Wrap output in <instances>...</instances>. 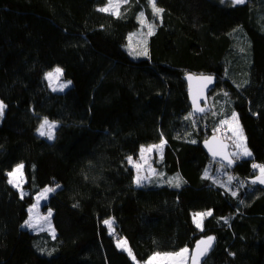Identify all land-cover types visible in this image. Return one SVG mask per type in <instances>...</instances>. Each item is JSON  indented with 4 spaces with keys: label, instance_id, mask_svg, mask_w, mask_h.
Returning a JSON list of instances; mask_svg holds the SVG:
<instances>
[{
    "label": "trees",
    "instance_id": "16d2710c",
    "mask_svg": "<svg viewBox=\"0 0 264 264\" xmlns=\"http://www.w3.org/2000/svg\"><path fill=\"white\" fill-rule=\"evenodd\" d=\"M107 3L0 0V264H135L117 236L139 262L214 236L203 264H264V189L250 183L264 167V0H155L159 15L150 0ZM54 67L64 91L47 84ZM187 73L216 77L199 117ZM233 113L251 155L228 173L202 142ZM162 141L155 173L135 184L129 157ZM19 164L24 196L8 179ZM46 186L54 237L24 227ZM196 212L211 213L201 228Z\"/></svg>",
    "mask_w": 264,
    "mask_h": 264
},
{
    "label": "rangeland",
    "instance_id": "374dc122",
    "mask_svg": "<svg viewBox=\"0 0 264 264\" xmlns=\"http://www.w3.org/2000/svg\"><path fill=\"white\" fill-rule=\"evenodd\" d=\"M123 1L124 0H119V6L122 4ZM116 2H117V0H113V3H116ZM107 7H109V0L107 3V6L105 8H107ZM118 9H113L110 11L116 13V12H118ZM145 21H146V19H145ZM145 21H143V23ZM148 30H150V29L147 28V32H148ZM146 35H147V33H145V34L141 33L138 35H133V37L130 40V48L133 49L134 51H135V49L136 50H144ZM56 68H60V67H54L52 70L48 71L45 74V78H46L47 84L51 90L61 92V91H64L65 89H67L71 85V83H69L68 80H65L63 78L62 74L59 76V78H56V76L54 74L52 79H48L47 74L49 72L55 73ZM62 85H64V87H61ZM45 120H47V119H44L42 121V123L40 124V126L37 130V133L40 136H42L48 140H51L54 137V132H55L57 124L53 121L47 120L49 122V124L54 125V127L49 128L46 125L44 127V129H41V125L44 123ZM237 121H238V119L233 120L232 115H231L229 118H226L225 120H223L219 123L220 128L222 127L225 130V134L222 137V139L227 141L230 155L236 161L238 159H241V158H249L250 157V156L244 155L245 148L249 152V150L246 146V141H245L244 135L242 138H238L237 136L233 135V129L236 127ZM238 124H239V122H238ZM239 127H240V125H239ZM41 130L44 131L46 134L41 135L40 134ZM49 132L51 133V138H49V136L47 134ZM161 143L162 142H159L156 144H151V145H146V146H141L138 153H137V156L134 158H131V160H129V163L131 164V166L133 167L134 172H135V177H134L135 184L141 185V184L146 183L148 181V179L150 178V176H152L155 173V164L154 163L162 155L164 143L162 144V147H156V146L161 145ZM142 149H143V151H142ZM149 149H151V150H149ZM225 169H227V171L224 170L223 172L230 173L228 168L225 167ZM257 170H260V169H257ZM10 173L12 175H9ZM138 177L140 178L139 183H137ZM8 179H9V182L11 183V185L18 190V192L21 196H24L28 193V190L25 187L26 176H25L24 167L22 164L16 165L8 173ZM225 179H223V181H224L223 185H226V183H228V180H225ZM47 189H51V190L46 191ZM52 190H53L52 188L46 186V187L42 188L38 193H36L33 196L32 203L29 205V207L27 209L28 216H27L26 221L24 222V227L33 231V232L45 231L51 237H54L55 236V229L53 227L52 218H51L52 217V210L44 208V203L47 202V199L50 196V194L52 193ZM197 213H207V212H196L192 215V219H193L194 224L197 226V223L199 222L200 225L202 226V219L205 217V215L204 216H197L196 215ZM110 223H111V221H110ZM29 224H31L32 226L29 227L28 226ZM108 225H110V224H108ZM201 226L198 228H201ZM123 242H125L124 239H122L118 236L116 237L117 246H118V244H122ZM119 248L125 250L129 254V248H128L127 244H124L123 247H119ZM185 248L188 249V252L185 255V257L183 258L182 264H188L190 253H191L190 248L184 247L181 249H185ZM181 249H179L178 251H175V252H179V251H181ZM175 252H160V253L164 254V253H175ZM154 254L155 253H153L151 256H153ZM151 256H149V257H151ZM130 257L134 261L135 264H146V262L149 259L148 258L144 262H139V261L135 260L132 253H131ZM156 264H181V258H174L171 260L161 259V260L156 261Z\"/></svg>",
    "mask_w": 264,
    "mask_h": 264
},
{
    "label": "water",
    "instance_id": "95a60500",
    "mask_svg": "<svg viewBox=\"0 0 264 264\" xmlns=\"http://www.w3.org/2000/svg\"><path fill=\"white\" fill-rule=\"evenodd\" d=\"M189 77H192L190 80ZM211 77V83H208L205 78ZM183 80L186 84L187 89V99L190 105V111L192 116L199 117L204 113L209 111L210 109V92L214 89L216 83V77L211 74H195V73H187L183 76ZM195 98V103H194ZM203 109V111H198L197 109ZM202 148L208 157V159L212 162L221 164L228 169H232L235 165V160L231 157L227 141L223 140L221 137L216 134H212L207 137L202 142ZM211 149V150H210ZM217 153L214 155L213 153ZM231 161V163H229ZM261 173H258L254 176L250 183L254 185H259L262 189H264V183H260L257 177H260ZM208 237H213L214 239L211 241L210 246L201 245L200 248L203 250L207 247V251L204 252L203 255H199L197 251V245L200 241H207ZM215 246V237L214 236H205L197 239L193 244L190 250V257L188 264H194L193 257H197L195 264H203L204 260L207 258L208 254L213 250Z\"/></svg>",
    "mask_w": 264,
    "mask_h": 264
},
{
    "label": "snow or ice",
    "instance_id": "6c2138e0",
    "mask_svg": "<svg viewBox=\"0 0 264 264\" xmlns=\"http://www.w3.org/2000/svg\"><path fill=\"white\" fill-rule=\"evenodd\" d=\"M125 2H126V0H125ZM232 2H233L234 4H242V3L245 2V0H232ZM150 3L152 4L153 12H154L156 15H159L160 13L163 12V9L158 8V7L156 6L155 0H150ZM118 8H119V0H117L116 3H113V0H109V7H107V8H102V9H100V10H101V11H110V10L118 9ZM142 15H143V14H141V16H142ZM149 27H150V29H151V26H149ZM151 34H152V32H151V30H150V31H149V35H151ZM138 54L147 55V51L145 50L143 53H138ZM54 74H55L56 78H59V76L62 74V70H61L60 68H56V69H55V73H53V72H49V73L47 74V78H48V79H52L53 76H54ZM189 79L191 80L192 77H189ZM205 79L207 80L208 83H211V77H207V78H205ZM69 83H70V81H69ZM61 87H64V85H62ZM194 103H195V98H194ZM5 107H6V106L3 104V102L0 101V116L3 115V111H4V108H5ZM197 110H198V111H203V109H199V108H198ZM232 119H233V120H237V117H236V114H235V113L232 114ZM46 125H47L49 128L54 127V125H50L49 122H48L47 120H45L44 123L41 125V129H44V127H45ZM40 134H41V135H45L46 133H45L44 131L41 130ZM47 134H48L49 138H51V133L49 132V133H47ZM233 135L237 136L238 138H242V137H243V130L239 127L238 121H237V125H236V127L233 129ZM163 143H164V142L162 141L161 145H158V146H156V147H162V144H163ZM149 150H151V149H149ZM210 150H211V149H210ZM142 151H143V149H142ZM213 154L216 155L217 153L214 152ZM244 155L250 156L251 153L248 152L247 149L245 148V150H244ZM129 160H131V157H129ZM229 163H231V161H229ZM21 167H22V166H21ZM253 167L255 168V167H258V166H257V165H253ZM260 171H261V176H260V177H257V179L259 180L260 183H264V167H261V168H260ZM9 175H12V174L10 173ZM139 180H140V178L138 177V179H137V183H139ZM177 186H179V185L177 184ZM50 190H51V189H47L46 191H50ZM233 194L235 195V193H233ZM196 215H197V216H204V215H211V213H210V212H209V213H197ZM26 223H27V222H26ZM105 223H106V224H110V221H105ZM28 226L31 227L32 225L29 224ZM200 226H201V225H200V223L198 222V223H197V227H200ZM213 239H214L213 237H208L207 241H200V242L198 243V245H197V251H198L199 255H203L204 252L207 251V247H205L203 250H201L200 246H201V245H208V246H210L211 241H212ZM124 244H126V241L123 242L122 244H118V247H123ZM187 252H188V249L185 248V249H181V251H179V252H175V253H164V254H161V253H155L153 256L149 257V259H148V261L146 262V264H156V261H158V260H161V259H163V260H171V259H174V258H181V264H182L183 258L185 257V255L187 254ZM129 255H131L130 250H129ZM196 259H197V257L194 256V257H193L194 264H195Z\"/></svg>",
    "mask_w": 264,
    "mask_h": 264
},
{
    "label": "built area",
    "instance_id": "2783aa9c",
    "mask_svg": "<svg viewBox=\"0 0 264 264\" xmlns=\"http://www.w3.org/2000/svg\"><path fill=\"white\" fill-rule=\"evenodd\" d=\"M215 134L217 135V136H219V137H223L224 136V134H225V130H224V128H220V126L219 127H217L216 128V131H215ZM257 166L258 167H256V169H260L261 167H262V165L261 164H259V163H257Z\"/></svg>",
    "mask_w": 264,
    "mask_h": 264
},
{
    "label": "bare ground",
    "instance_id": "6f19581e",
    "mask_svg": "<svg viewBox=\"0 0 264 264\" xmlns=\"http://www.w3.org/2000/svg\"><path fill=\"white\" fill-rule=\"evenodd\" d=\"M257 172H258V173H261V171H260V170H257Z\"/></svg>",
    "mask_w": 264,
    "mask_h": 264
}]
</instances>
